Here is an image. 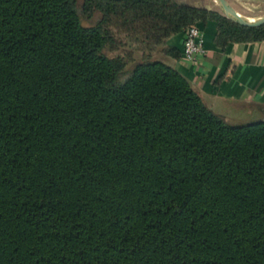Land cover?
<instances>
[{
    "label": "trees",
    "instance_id": "trees-1",
    "mask_svg": "<svg viewBox=\"0 0 264 264\" xmlns=\"http://www.w3.org/2000/svg\"><path fill=\"white\" fill-rule=\"evenodd\" d=\"M208 20L264 41L178 0H0V264H264V118L164 59Z\"/></svg>",
    "mask_w": 264,
    "mask_h": 264
},
{
    "label": "crops",
    "instance_id": "crops-1",
    "mask_svg": "<svg viewBox=\"0 0 264 264\" xmlns=\"http://www.w3.org/2000/svg\"><path fill=\"white\" fill-rule=\"evenodd\" d=\"M206 6L212 8L209 4ZM205 53L199 61L183 55L185 33L169 38V43L181 50L179 57L164 56L186 75L204 100L215 111L234 122L247 121L264 106V41L231 42L216 45V22H200ZM231 116V117H230Z\"/></svg>",
    "mask_w": 264,
    "mask_h": 264
},
{
    "label": "rangeland",
    "instance_id": "rangeland-1",
    "mask_svg": "<svg viewBox=\"0 0 264 264\" xmlns=\"http://www.w3.org/2000/svg\"><path fill=\"white\" fill-rule=\"evenodd\" d=\"M178 1L187 2L190 4H194V5L209 4L212 7L220 8V6L216 2V0H178ZM229 1L233 4V6L237 10H239L241 13L248 15L250 17L258 18V17L264 15V0H229ZM99 15H100L99 13H96V15L91 19L84 18V22L85 23L94 22L99 17ZM125 50L126 49H121L120 51H118L116 53H112V54H117L119 52L124 53ZM159 56H160V54H159ZM261 111H262L261 114L263 115L262 118H264V106L262 107ZM257 115L258 114H255L249 120L259 118L260 116H257Z\"/></svg>",
    "mask_w": 264,
    "mask_h": 264
},
{
    "label": "built area",
    "instance_id": "built-area-1",
    "mask_svg": "<svg viewBox=\"0 0 264 264\" xmlns=\"http://www.w3.org/2000/svg\"><path fill=\"white\" fill-rule=\"evenodd\" d=\"M205 51L202 30L198 25L192 24L185 31L183 55L191 61H199Z\"/></svg>",
    "mask_w": 264,
    "mask_h": 264
},
{
    "label": "water",
    "instance_id": "water-1",
    "mask_svg": "<svg viewBox=\"0 0 264 264\" xmlns=\"http://www.w3.org/2000/svg\"><path fill=\"white\" fill-rule=\"evenodd\" d=\"M216 2L222 11L236 22L249 26H258L264 23V15L258 18L250 17L237 10L229 0H216Z\"/></svg>",
    "mask_w": 264,
    "mask_h": 264
}]
</instances>
